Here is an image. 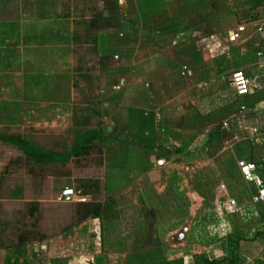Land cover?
<instances>
[{"label": "crops", "instance_id": "crops-1", "mask_svg": "<svg viewBox=\"0 0 264 264\" xmlns=\"http://www.w3.org/2000/svg\"><path fill=\"white\" fill-rule=\"evenodd\" d=\"M154 8V0H0L4 121L28 119L36 127L53 128L65 115V124L75 125L74 98L88 96L87 88L78 90L79 66L96 62L102 70L95 79L108 99L107 111L102 110L106 113L85 130H94L92 144L101 142L104 147L106 187L114 194L104 203L101 218H84L40 244L21 238L18 244L0 248V260L82 264L85 252L76 242L93 235L91 257L94 264H102L104 254L124 255L117 251L120 246L110 243L129 238L137 244L142 238L120 230L124 218L130 217L135 225L143 217L146 227L152 222L154 227L184 223L186 231L188 194L198 196L196 203L191 202L194 210L219 212L231 206L234 198L216 165L228 153L237 168L240 160L257 165L254 180H243L251 199L240 207L252 203L258 223L252 235L239 234L244 238L235 255L236 264H258L253 252L264 244V202L252 199L258 188H264V21L238 25L232 36V30L204 32L199 24L191 30L171 18L156 27L149 22ZM108 51H114L111 57L118 70L101 67L108 64ZM235 70H242L259 88L236 96L231 83ZM1 200L23 199L19 195ZM0 232L7 235L9 229ZM217 242L194 240L196 250L179 248L177 256L185 264H202L206 257L219 258ZM127 255L154 257L152 250L139 248ZM158 256L167 258V253Z\"/></svg>", "mask_w": 264, "mask_h": 264}, {"label": "rangeland", "instance_id": "rangeland-1", "mask_svg": "<svg viewBox=\"0 0 264 264\" xmlns=\"http://www.w3.org/2000/svg\"><path fill=\"white\" fill-rule=\"evenodd\" d=\"M154 1L155 11L149 18V22L156 27H160L163 22L171 18L181 24H186L191 30L199 24L204 32L208 33L218 29L219 33H226L227 30H232L231 35L233 36V29L238 25L250 21H264V0ZM197 29L199 28L195 30ZM126 46L125 43L124 47ZM127 52H129L128 49ZM107 54L108 64L101 67L107 71L118 70L119 68L116 67L117 65L111 57L114 51H108ZM91 56H94L93 53ZM79 67L81 70L77 75L78 90L87 88L88 96L81 94L74 98L75 125H66L65 115L59 119V125L53 128L36 127L28 119L24 123H19L14 119L12 122H5L3 118L6 115L0 112V125H27L24 129H18V127L0 128V136L20 135L48 151L69 152L76 136L85 129L94 126L99 117L106 113L102 110H106L105 105L108 102L105 95L99 92L102 87L97 81L98 70H102V68L97 66L96 62L91 66ZM82 70L86 72L82 73ZM10 116L17 117V115ZM27 117L35 118L33 115H27ZM86 148L71 155L68 161L47 164L25 157L22 149L0 137V231L4 229L6 234V229H9L7 235L0 232V248L18 244L21 238H25L29 243L40 244L43 239L64 232L84 218H92L85 206L87 202L102 205L101 211H103L104 203L114 195L106 187L109 178L105 173L108 172V168L106 167L104 147L101 142H96ZM216 165L220 178L230 194L229 197L234 198L233 202L229 200L232 207L224 206L223 210L219 212L206 208L194 210L191 202L199 200L198 196L188 194V215L186 216L188 229L186 231L182 230L184 223H174L169 227L160 225V223L154 227L153 222H150L151 224L146 227L143 217L139 216V225L133 224L131 217L130 219L124 218L125 221H128L127 223L123 222L124 225L120 227V230L127 234L133 232V238L138 233L139 236L142 235V238L137 244L130 241L129 238L120 244L110 243L112 247L120 246L116 250L122 251L121 253L124 255L102 254L101 258L106 257L102 264H185L184 259H180L177 253L179 248L184 250V247L188 253L196 250L194 240H200L203 244H213L217 239L218 248L221 249L217 252L219 253L218 257L222 258L232 245L230 240L227 241L228 236H239L241 232L247 236L252 235L258 223L256 207L252 203L240 207V204L251 199L248 195L249 185L241 178L237 164L228 153L220 156ZM16 190L23 200L19 202L1 200L7 198L8 193H13ZM183 233L186 234V238L182 237ZM89 238L84 243L81 240L79 242L75 240L79 246L78 249L85 252L82 264L93 263L91 255L94 252L95 241L93 235ZM56 243L60 247L64 246L61 241ZM102 246H104L103 243ZM70 247L73 246L70 244ZM263 247L262 243L253 252L258 264H264ZM135 248L142 251L150 249L154 257L136 258L127 255L132 254ZM163 251L167 253V258L158 256ZM169 254L172 256L168 257ZM46 259L48 260V258ZM2 261L0 260V264ZM46 262L45 264L49 263Z\"/></svg>", "mask_w": 264, "mask_h": 264}, {"label": "trees", "instance_id": "trees-1", "mask_svg": "<svg viewBox=\"0 0 264 264\" xmlns=\"http://www.w3.org/2000/svg\"><path fill=\"white\" fill-rule=\"evenodd\" d=\"M97 137V134L94 130H84L83 132L79 133L74 143L70 149L69 152L64 153H56L51 152L46 149L40 148L37 146L34 142L27 140L26 138L18 137V136H1V138L7 142H12L19 146L20 149L24 151V153L27 155V157L34 159L37 162L42 163H63L67 161L71 155H74L75 153L80 152L83 149H87L86 147L90 146L93 142V140ZM19 192L10 193L7 195L8 198H18L20 195ZM87 207V212H89V215L92 218H101V210L102 205H96L92 202H87L85 204ZM228 236L227 241H231L232 245L230 250H228L226 253H224V256L222 258H209L206 257L203 259L202 264H223L224 262L228 261L231 264L237 263V257L235 255V251L239 247V242L244 237L242 236ZM2 264H19V262L15 261L12 258H4L2 261ZM93 264V263H92Z\"/></svg>", "mask_w": 264, "mask_h": 264}, {"label": "built area", "instance_id": "built-area-1", "mask_svg": "<svg viewBox=\"0 0 264 264\" xmlns=\"http://www.w3.org/2000/svg\"><path fill=\"white\" fill-rule=\"evenodd\" d=\"M231 83L233 85L236 96L242 97L254 92L259 88V85L251 80L242 70H235L231 74ZM257 165L252 161H238V169L241 178L245 181L254 180V172ZM255 202H264V188H258L253 195ZM233 202V201H232Z\"/></svg>", "mask_w": 264, "mask_h": 264}]
</instances>
